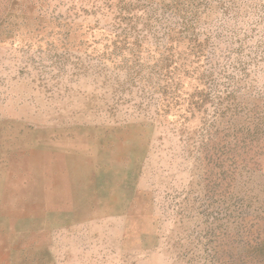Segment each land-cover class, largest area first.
I'll return each instance as SVG.
<instances>
[{
    "label": "rangeland",
    "instance_id": "rangeland-1",
    "mask_svg": "<svg viewBox=\"0 0 264 264\" xmlns=\"http://www.w3.org/2000/svg\"><path fill=\"white\" fill-rule=\"evenodd\" d=\"M0 264H264V0H0Z\"/></svg>",
    "mask_w": 264,
    "mask_h": 264
},
{
    "label": "bare ground",
    "instance_id": "bare-ground-1",
    "mask_svg": "<svg viewBox=\"0 0 264 264\" xmlns=\"http://www.w3.org/2000/svg\"><path fill=\"white\" fill-rule=\"evenodd\" d=\"M57 160V159H56ZM62 160V159H61Z\"/></svg>",
    "mask_w": 264,
    "mask_h": 264
}]
</instances>
